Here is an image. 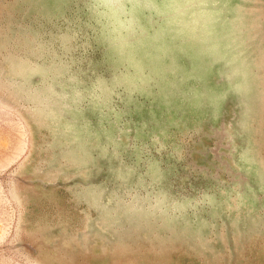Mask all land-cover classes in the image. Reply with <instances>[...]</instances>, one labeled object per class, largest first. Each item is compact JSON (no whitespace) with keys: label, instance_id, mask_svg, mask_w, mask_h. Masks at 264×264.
Returning <instances> with one entry per match:
<instances>
[{"label":"rangeland","instance_id":"rangeland-1","mask_svg":"<svg viewBox=\"0 0 264 264\" xmlns=\"http://www.w3.org/2000/svg\"><path fill=\"white\" fill-rule=\"evenodd\" d=\"M0 264H264V0H0Z\"/></svg>","mask_w":264,"mask_h":264}]
</instances>
